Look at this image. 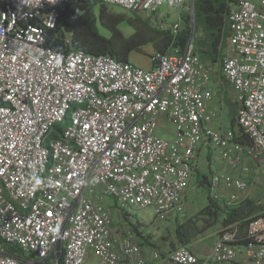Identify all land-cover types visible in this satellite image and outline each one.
Masks as SVG:
<instances>
[{
    "label": "built area",
    "instance_id": "built-area-1",
    "mask_svg": "<svg viewBox=\"0 0 264 264\" xmlns=\"http://www.w3.org/2000/svg\"><path fill=\"white\" fill-rule=\"evenodd\" d=\"M83 1L0 0V264H264V198L207 254L147 246L115 230L105 205L150 207L155 223L179 215L202 147L230 168L209 178L211 199H250L248 179L264 176V0L228 1L221 75L239 106L229 129L191 38L184 52L154 53L149 69L48 46L60 7ZM94 1L140 13L191 0ZM164 121L173 141L156 135Z\"/></svg>",
    "mask_w": 264,
    "mask_h": 264
},
{
    "label": "trees",
    "instance_id": "trees-1",
    "mask_svg": "<svg viewBox=\"0 0 264 264\" xmlns=\"http://www.w3.org/2000/svg\"><path fill=\"white\" fill-rule=\"evenodd\" d=\"M228 1H194L195 31L203 34V39L197 41L195 53L210 66L219 64L220 71L228 38ZM96 4H99L97 14L94 11ZM121 19L122 16L114 13L107 5L94 0L63 5L59 9L56 29L50 31L46 37L47 45L56 51L81 50L92 56L111 55L119 62H128L132 51L149 44L153 46L155 53L164 54L171 46L184 52L191 38L192 17L188 13L181 17L182 26L177 34L170 30L156 29L141 18H136L141 24L134 26L132 36L124 37L117 27ZM101 29L106 30L108 35H103ZM229 107L234 128L238 109L235 105ZM245 141L249 144L247 138ZM203 181L208 184L205 177ZM259 213L261 208L252 199H246L237 205H227L224 200L213 201L209 198L200 215L212 219L213 226L219 222L224 229L236 223L244 228ZM132 229L145 245L161 250L158 245H152L149 237L144 236L137 226L132 225ZM175 230L178 246H188L190 241L201 234V230L189 222L182 226L176 221Z\"/></svg>",
    "mask_w": 264,
    "mask_h": 264
},
{
    "label": "rangeland",
    "instance_id": "rangeland-1",
    "mask_svg": "<svg viewBox=\"0 0 264 264\" xmlns=\"http://www.w3.org/2000/svg\"><path fill=\"white\" fill-rule=\"evenodd\" d=\"M114 13L122 16V19L118 23L117 27L121 31L124 37L132 36L134 33V26L141 24L136 18L149 23L156 29L174 31L175 27L182 26L181 17L186 13L191 15V1L184 7L172 8L163 4L157 8L154 12H140L133 13L127 11L119 6L107 5ZM99 4H96L94 11L97 14ZM133 23V25H132ZM99 26V25H98ZM198 30L194 31L193 48L196 50L197 41L203 39V34ZM103 35H108L106 30L101 29ZM227 42V40H226ZM155 53L152 45H146L139 50L132 51L129 54V62L142 69L151 68L149 58ZM225 54V52H224ZM213 72V79H211L210 89L215 96L220 94L217 100L213 99L210 103V107L217 110L219 114V124L225 129L232 127V117L230 114V107L228 106V100L236 104V93L233 91L232 86L227 83L220 84L216 78L219 73V64L211 65ZM225 99H223V96ZM225 101V102H224ZM222 103V106H221ZM235 103V104H234ZM217 124V123H216ZM220 126V125H219ZM216 128V127H215ZM156 135L166 141H173L176 138V130L168 122H162V127L157 130ZM229 166L225 164L211 149L202 147L199 156H197L195 163L192 166V173L188 180V189L186 193V199L184 200L183 211L179 215H173L171 218L163 220L162 222L155 223L154 210L150 207L138 209L129 206L121 208L112 198L105 199V205L112 211V219L114 222L115 230L131 229L132 225L137 226L139 231L149 237V242L152 245H158L162 250L169 251L178 246L176 240V221L184 226L186 223H194L200 230L201 234L195 237L188 247L192 249L196 254H207L213 243L215 242L216 234L223 227L219 224L212 225V219H209L200 213L207 206L209 198L213 196L207 188L206 181L211 178L212 175L217 173H228ZM249 197L256 201L264 198V176L258 178H249ZM128 217V220L124 219ZM95 258L89 259L84 264H94Z\"/></svg>",
    "mask_w": 264,
    "mask_h": 264
},
{
    "label": "crops",
    "instance_id": "crops-1",
    "mask_svg": "<svg viewBox=\"0 0 264 264\" xmlns=\"http://www.w3.org/2000/svg\"><path fill=\"white\" fill-rule=\"evenodd\" d=\"M194 38L195 37H193V40H194ZM207 64V63H206ZM208 65V64H207ZM209 67H210V65H208ZM210 69H211V67H210ZM211 74H212V78L211 79H213V72H212V70H211ZM216 80H218V82L220 83V84H223V83H226V81L223 79V77H222V75H221V71H220V69H219V73H218V77L216 78ZM211 84V83H210ZM228 84V83H227ZM230 86V85H229ZM234 91V90H233ZM235 92V91H234ZM236 93V92H235ZM221 94V93H220ZM219 93L218 94H216L215 95V99L217 100V98H218V96H220L221 97V95H220ZM223 97V99H225V97H224V95L222 96ZM225 102V101H224ZM236 104H237V94H236ZM232 103L228 100V106L230 105V106H232L231 105ZM235 104V103H234ZM221 105H222V103H221ZM238 104H237V109H238ZM216 126V125H215Z\"/></svg>",
    "mask_w": 264,
    "mask_h": 264
},
{
    "label": "water",
    "instance_id": "water-1",
    "mask_svg": "<svg viewBox=\"0 0 264 264\" xmlns=\"http://www.w3.org/2000/svg\"><path fill=\"white\" fill-rule=\"evenodd\" d=\"M194 1L191 0V17H192V25H191V39L194 37V31H195V21H194Z\"/></svg>",
    "mask_w": 264,
    "mask_h": 264
}]
</instances>
